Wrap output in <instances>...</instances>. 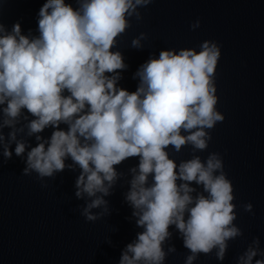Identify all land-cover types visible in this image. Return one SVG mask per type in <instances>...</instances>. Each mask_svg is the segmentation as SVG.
Here are the masks:
<instances>
[{"label":"clouds","instance_id":"9594fccd","mask_svg":"<svg viewBox=\"0 0 264 264\" xmlns=\"http://www.w3.org/2000/svg\"><path fill=\"white\" fill-rule=\"evenodd\" d=\"M148 3L78 0L73 8L65 0H45L37 13L39 36L31 39L21 34L19 21L13 22L11 31L0 23L3 125L11 127L26 110L34 117L27 125L29 135L51 126L47 140L35 137L38 143L27 152L23 172L31 169L40 177H50L63 171L70 158L81 169L75 181L77 198L82 193L108 195L117 175L114 165L139 157L138 173L126 199L138 210L133 215L143 231L126 245L119 264H162L161 245L170 235V225L182 234L190 250L186 264L214 247L222 260L226 241L240 234L232 224V184L222 171L216 174L223 167L222 159L212 153L204 163L196 157L177 165L166 151L170 144L178 151L185 143L205 149L211 139L205 130L224 119L215 107L220 46L203 41L199 50H161L137 69L135 91L118 87L117 70L126 65L122 54L111 49L128 26L126 16ZM198 26L199 20L191 25ZM132 46L138 47L139 40L134 39ZM61 123L67 130L60 128ZM181 129L195 131L184 136ZM9 140H15V132H9ZM13 151L20 156L25 144L17 141ZM13 151L5 144V159ZM149 174L153 183L145 186ZM177 180L195 181L207 195L193 197L194 188L188 183L178 185ZM105 203L100 196L93 199L84 209L86 219L95 220L88 210ZM251 209V203L245 205L246 211ZM256 256L257 248L250 246L238 264H253ZM254 264H264V259Z\"/></svg>","mask_w":264,"mask_h":264},{"label":"water","instance_id":"95a60500","mask_svg":"<svg viewBox=\"0 0 264 264\" xmlns=\"http://www.w3.org/2000/svg\"><path fill=\"white\" fill-rule=\"evenodd\" d=\"M44 2L0 0V23L11 31L13 22L19 21L21 34L30 39L39 36L37 13ZM65 2L78 7V0ZM126 20L128 26L115 38L111 50L119 51L126 65L117 70V86L130 92L139 83L137 69L158 57L161 50H199L203 41L220 46L214 74L215 107L224 119L205 130L211 136L205 149L185 143L178 151L170 144L166 151L177 165L196 157L204 163L210 154L218 153L223 167L216 174L222 171L232 184V224L240 234L226 241L222 260L214 247L207 254L197 253L192 264H238L250 246L257 248L253 264L264 259V0H150L137 6ZM197 20L199 26L192 28ZM134 39L139 40L138 47L132 46ZM4 118L0 112L4 137L0 141V264H119L126 245L143 231L133 215L138 210L126 199L138 173L139 157L114 165L117 175L108 195L82 193L77 198L75 181L81 169L70 158L63 171L50 177H40L31 169L23 172L27 152L38 143L35 137L47 140L53 128L47 126L29 135L27 125L34 117L26 110L11 127L3 125ZM60 128L67 130V125L61 123ZM191 131L195 129H181V135ZM9 132H15V140H9ZM17 141L25 144L20 156L13 151ZM5 144L13 151L9 159L3 156ZM152 183L149 174L145 186ZM180 183L194 188L193 197L207 195L195 181L177 180ZM97 196L106 203L90 208L89 214L96 219L87 220L84 209ZM248 203L251 211L245 210ZM169 233L161 245L165 253L162 264H186L191 253L182 234L174 225L169 226Z\"/></svg>","mask_w":264,"mask_h":264}]
</instances>
